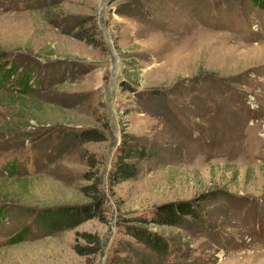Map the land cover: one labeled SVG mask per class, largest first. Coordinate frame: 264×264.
Listing matches in <instances>:
<instances>
[{"label":"rangeland","instance_id":"rangeland-1","mask_svg":"<svg viewBox=\"0 0 264 264\" xmlns=\"http://www.w3.org/2000/svg\"><path fill=\"white\" fill-rule=\"evenodd\" d=\"M9 68L0 264H120L115 252L131 264H264V0H0ZM126 139L148 155L115 181ZM95 185L97 215L55 232L39 224L38 209L92 203ZM181 200L199 202V217L148 225L167 255L122 230ZM84 232L101 238L96 252H77L94 248ZM120 238L137 254L117 251Z\"/></svg>","mask_w":264,"mask_h":264},{"label":"trees","instance_id":"trees-1","mask_svg":"<svg viewBox=\"0 0 264 264\" xmlns=\"http://www.w3.org/2000/svg\"><path fill=\"white\" fill-rule=\"evenodd\" d=\"M12 65L10 66V68ZM9 69H0L4 79L10 77ZM31 80V79H30ZM23 82V80H22ZM21 82V83H22ZM28 85V81H25ZM85 140L92 138L89 132H85ZM127 135L124 137L126 138ZM148 155L147 146L143 145L140 140L129 142L127 139L121 142L118 151L114 157V165L110 172L111 178L115 181H121L129 178H133L138 174V164L135 161L136 158L144 159ZM90 187H84L86 194L90 195ZM93 202L87 204H64L52 207H44L36 211V219L39 224L48 232L60 231L66 228H74L81 222L97 215V211L103 206L104 199L103 194L100 193L97 185L93 186ZM92 196V195H91ZM98 208V210H97ZM97 210V211H96ZM200 215L199 202L196 200H181L166 202L154 207L148 208L139 212L137 215L131 217V222L124 226L122 229L125 234H129L133 237L138 244H144L146 249H149L152 254L157 257L165 256L169 252L170 245L166 238L159 232L153 231L148 225H167V226H181L184 224L187 216L198 218ZM88 242L94 243V248H88L87 245L77 244V252L81 255H87L96 252L101 246V238L98 235L92 233H79ZM117 251H124L126 249L132 250L136 253V248L131 241L121 239L116 244ZM117 262L120 264H131L132 259L130 256L122 257L115 252ZM140 258V257H139ZM153 255H143L140 258L142 263L153 261Z\"/></svg>","mask_w":264,"mask_h":264},{"label":"built area","instance_id":"built-area-1","mask_svg":"<svg viewBox=\"0 0 264 264\" xmlns=\"http://www.w3.org/2000/svg\"><path fill=\"white\" fill-rule=\"evenodd\" d=\"M35 85H36V83L35 84L33 83V87H35Z\"/></svg>","mask_w":264,"mask_h":264}]
</instances>
